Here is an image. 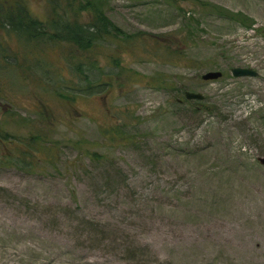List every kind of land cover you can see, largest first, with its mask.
<instances>
[{
  "label": "rangeland",
  "instance_id": "obj_1",
  "mask_svg": "<svg viewBox=\"0 0 264 264\" xmlns=\"http://www.w3.org/2000/svg\"><path fill=\"white\" fill-rule=\"evenodd\" d=\"M13 1L42 22L59 4L0 0ZM104 10L135 37L98 46L112 86L69 106L55 91L59 77L78 86L64 57L74 51L0 29V133L40 127L47 142L30 168L0 162V264H264V0H107ZM6 51L16 56L5 66ZM112 57L141 79L117 75ZM237 66L258 74L235 77ZM210 70L222 76L202 80ZM158 75L166 88L145 81Z\"/></svg>",
  "mask_w": 264,
  "mask_h": 264
},
{
  "label": "trees",
  "instance_id": "obj_2",
  "mask_svg": "<svg viewBox=\"0 0 264 264\" xmlns=\"http://www.w3.org/2000/svg\"><path fill=\"white\" fill-rule=\"evenodd\" d=\"M106 2L107 0H64L62 4L59 0V4L54 2L51 4L52 13L44 22L34 18L21 5H8L7 8L0 10V29L5 30L6 33H13L20 40L26 42V45L36 47L38 45L51 46L59 44L66 45L75 52L64 57L66 66L71 68L81 85L78 83V86L75 87L72 79L66 80L59 77V92H55L59 97V102L64 106L71 105L76 96L80 94L92 95L95 90L98 91L103 86L106 90L112 86L110 81L101 78V75L105 73L101 69L104 65H101L99 51H97L100 44H116L119 50L121 45L117 43V40L129 41L135 37L124 33L106 16L104 10ZM222 10L219 12L225 18L233 19L237 16V14L225 9ZM1 50H4L3 46ZM179 55L177 51H170V55L167 56H171V60L175 62L179 60ZM15 56L16 54L4 52L2 58H4L5 66L9 64L8 58L14 59ZM112 61L118 67L117 75L123 74V79H127V82L141 79L137 72L126 67H119L118 57H112ZM93 72L98 73V76L94 80H90L89 76ZM165 80L166 78L162 75L145 78L148 84L160 88H166L167 83ZM38 115L37 121L41 124H44V121L47 122L50 117L49 111L45 108ZM8 118L10 121H16L11 114ZM19 121L24 122L26 119L22 117ZM116 123L121 124V120H117ZM113 138H115L114 134ZM0 139L8 151L2 157L0 156V162L20 167L23 164L27 168L31 167L33 161L40 160L38 154L43 151V146L47 144L46 135L40 127L27 138H18L13 133L4 131L3 134L0 133ZM76 144L78 143L76 142ZM53 147L56 148L57 145H51L48 147L46 154L44 152L49 157L47 160H51L54 156ZM79 150L81 156L91 159L100 157L98 153L90 151L89 147L84 145L80 146Z\"/></svg>",
  "mask_w": 264,
  "mask_h": 264
},
{
  "label": "water",
  "instance_id": "obj_3",
  "mask_svg": "<svg viewBox=\"0 0 264 264\" xmlns=\"http://www.w3.org/2000/svg\"><path fill=\"white\" fill-rule=\"evenodd\" d=\"M231 74L235 77H255L258 72L251 67H232ZM222 76V72L219 70H210L206 71L201 75V79L204 81H213L217 80ZM185 99L188 100H197L202 101L204 99V95L200 92L193 91H185L184 92ZM260 163L264 165V156L259 159Z\"/></svg>",
  "mask_w": 264,
  "mask_h": 264
},
{
  "label": "flooded vegetation",
  "instance_id": "obj_4",
  "mask_svg": "<svg viewBox=\"0 0 264 264\" xmlns=\"http://www.w3.org/2000/svg\"><path fill=\"white\" fill-rule=\"evenodd\" d=\"M10 3V2H9ZM20 5V4H18V2H14L13 1V3L12 4H9L10 6H14V5ZM7 6H8V3H3V2H0V10L2 9V8H7ZM22 6V5H21ZM28 11V10H27ZM29 12V11H28ZM52 13V11H50V14ZM31 15V14H30ZM48 16H50V15H48ZM47 19V18H46ZM45 19V20H46Z\"/></svg>",
  "mask_w": 264,
  "mask_h": 264
}]
</instances>
